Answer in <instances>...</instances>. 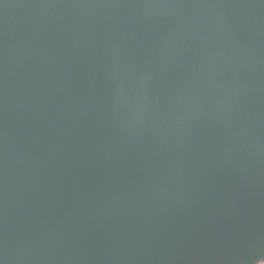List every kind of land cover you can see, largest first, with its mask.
Segmentation results:
<instances>
[{"label":"water","instance_id":"1","mask_svg":"<svg viewBox=\"0 0 264 264\" xmlns=\"http://www.w3.org/2000/svg\"><path fill=\"white\" fill-rule=\"evenodd\" d=\"M0 264H264V0H0Z\"/></svg>","mask_w":264,"mask_h":264}]
</instances>
